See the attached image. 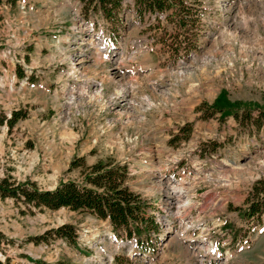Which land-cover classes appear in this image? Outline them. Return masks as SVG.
Masks as SVG:
<instances>
[{
    "label": "rangeland",
    "instance_id": "374dc122",
    "mask_svg": "<svg viewBox=\"0 0 264 264\" xmlns=\"http://www.w3.org/2000/svg\"><path fill=\"white\" fill-rule=\"evenodd\" d=\"M196 2L184 36L163 16L115 35L76 0H0V119L23 115L0 126V181L51 191L124 166L157 225L126 240L87 212L0 199L3 264H264V217L243 213L264 178V0ZM63 225L73 245L30 240Z\"/></svg>",
    "mask_w": 264,
    "mask_h": 264
},
{
    "label": "trees",
    "instance_id": "16d2710c",
    "mask_svg": "<svg viewBox=\"0 0 264 264\" xmlns=\"http://www.w3.org/2000/svg\"><path fill=\"white\" fill-rule=\"evenodd\" d=\"M76 1L80 4L82 18L101 19L110 34L115 35L124 29L123 21L127 15L139 23H143L146 17L158 19L163 16L184 36L197 26L200 17L196 0ZM186 40L188 43L187 37H184L176 46L180 48ZM223 100L224 95L221 93L213 104V111L223 112ZM233 116L240 120L237 114ZM22 118L19 111L12 112L8 119H0V126L13 128ZM257 119H264V113H259ZM127 179L128 173L124 166L95 164L87 169L81 182H61L51 191H40L32 183L17 184L3 179L0 181V199H11L15 204L24 205L30 215L35 211L54 212L60 209L87 212L99 220L107 221L116 235L121 234L122 238L132 240L141 234H149L150 230H156L157 225L153 218L146 215L145 204L140 196L127 187ZM245 205L244 217L260 222L264 217V178L254 184ZM48 237L60 238L73 245L75 233L73 227L63 225L30 240L35 244L47 243ZM3 242L4 237L0 233V247ZM0 264L3 263L0 261Z\"/></svg>",
    "mask_w": 264,
    "mask_h": 264
},
{
    "label": "bare ground",
    "instance_id": "6f19581e",
    "mask_svg": "<svg viewBox=\"0 0 264 264\" xmlns=\"http://www.w3.org/2000/svg\"><path fill=\"white\" fill-rule=\"evenodd\" d=\"M118 93H119V92H118ZM192 182H193V180H192ZM189 186H190V185H189ZM190 189H192V187H190ZM190 189H189V190H190ZM187 192H189V191H187ZM187 192H186V193H187ZM185 203L188 204L187 201H185ZM195 222H197V221H195ZM193 226H195L194 223H190V224H188V228H189V227H193ZM208 231H209V229H208L207 226L204 227V228H203V227L201 228V232H202L203 234H207ZM201 250H202V249H201ZM205 251H206V253H207V251H209V249H207V250H205ZM228 255H229V254L227 253V256H228ZM228 257H229V256H228Z\"/></svg>",
    "mask_w": 264,
    "mask_h": 264
},
{
    "label": "built area",
    "instance_id": "2783aa9c",
    "mask_svg": "<svg viewBox=\"0 0 264 264\" xmlns=\"http://www.w3.org/2000/svg\"><path fill=\"white\" fill-rule=\"evenodd\" d=\"M174 182H176V180H174ZM184 184H186V183H184ZM180 186H181V185H179V187H180ZM179 187H178V188H179ZM173 188L176 189L177 187H173ZM173 188H172V189H173ZM180 189H182V188H180ZM175 193H176V192H175ZM227 253H228V252H224V255H223V256H224L225 258L228 257V256H227ZM206 254H208V253H206Z\"/></svg>",
    "mask_w": 264,
    "mask_h": 264
},
{
    "label": "water",
    "instance_id": "95a60500",
    "mask_svg": "<svg viewBox=\"0 0 264 264\" xmlns=\"http://www.w3.org/2000/svg\"><path fill=\"white\" fill-rule=\"evenodd\" d=\"M77 6L79 7V3H77Z\"/></svg>",
    "mask_w": 264,
    "mask_h": 264
}]
</instances>
